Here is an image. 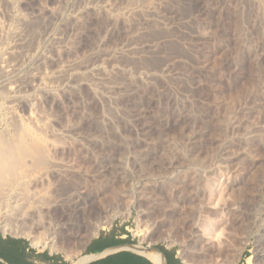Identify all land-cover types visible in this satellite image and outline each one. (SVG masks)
Masks as SVG:
<instances>
[{"label":"rangeland","instance_id":"374dc122","mask_svg":"<svg viewBox=\"0 0 264 264\" xmlns=\"http://www.w3.org/2000/svg\"><path fill=\"white\" fill-rule=\"evenodd\" d=\"M0 157L1 230L63 232L80 204L258 258L264 0H0Z\"/></svg>","mask_w":264,"mask_h":264},{"label":"crops","instance_id":"0c3cea01","mask_svg":"<svg viewBox=\"0 0 264 264\" xmlns=\"http://www.w3.org/2000/svg\"><path fill=\"white\" fill-rule=\"evenodd\" d=\"M79 206L73 209L75 216L70 223L61 227L66 230L63 232L56 229L48 234L43 231L28 234L0 229V264H252V261L264 264L262 251L254 258L250 243H245L240 257L225 263L213 262L224 260L222 247H218L217 241L216 246H209L205 240L210 235L205 232L200 231V243L209 247L198 251L191 231L185 230L179 240L140 236L134 233L127 218L109 226L101 225L98 234L91 236L95 226L109 218L96 220L85 215L88 205L78 209ZM217 236L215 233L214 238Z\"/></svg>","mask_w":264,"mask_h":264},{"label":"bare ground","instance_id":"6f19581e","mask_svg":"<svg viewBox=\"0 0 264 264\" xmlns=\"http://www.w3.org/2000/svg\"><path fill=\"white\" fill-rule=\"evenodd\" d=\"M29 6H32L31 2L27 3ZM138 48H131L130 50H137ZM139 51L141 50V48L138 49ZM137 52V51H136ZM141 52V51H140ZM66 68V67H65ZM63 70V69H61ZM65 71V70H64ZM68 71V70H67ZM80 80V79H79ZM78 86V85H77ZM140 113V112H139ZM16 126V124H15ZM18 126V125H17ZM211 134V132H210ZM28 135V134H27ZM30 136V134H29ZM209 130L207 129V126L202 128L201 130L197 131V133H195L193 136H191V143H190V151H204L207 150V148L210 146L208 138H209ZM222 147V146H221ZM16 148V147H15ZM221 151H227L226 147H223ZM20 152V151H19ZM7 154V153H6ZM8 156V155H7ZM1 158V157H0ZM21 161V160H20ZM10 162V161H9ZM22 162V161H21ZM9 170V169H8ZM56 170V169H55ZM7 171V170H6ZM3 176V174L0 172V177ZM10 176V175H9ZM253 198L256 197H261L262 202H264V183L262 184H255L253 185ZM130 215V214H129ZM113 221V218H111L109 221L107 220V222L105 224L107 225H111ZM104 223V222H102ZM104 225V224H103ZM101 226H98L97 229L94 231L93 236L98 234L99 228ZM139 232V231H138ZM141 232H143V235H147L149 232L148 230H141L140 229V234ZM139 234V233H138ZM139 234V235H140ZM142 235V234H141ZM140 235V236H141ZM190 252V251H189ZM261 258L262 261L264 262V251L261 252Z\"/></svg>","mask_w":264,"mask_h":264},{"label":"built area","instance_id":"2783aa9c","mask_svg":"<svg viewBox=\"0 0 264 264\" xmlns=\"http://www.w3.org/2000/svg\"><path fill=\"white\" fill-rule=\"evenodd\" d=\"M136 228H138L137 223H136ZM7 232H8V231H7ZM138 235H139V234H138ZM150 235L159 236V235H157V233H156V231H155L154 228H151L150 232L148 233V236H150ZM159 237H160V236H159Z\"/></svg>","mask_w":264,"mask_h":264}]
</instances>
